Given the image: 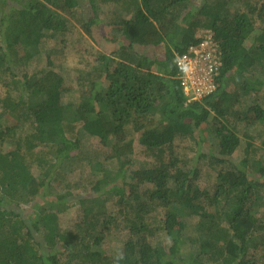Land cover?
I'll use <instances>...</instances> for the list:
<instances>
[{
  "label": "trees",
  "instance_id": "trees-1",
  "mask_svg": "<svg viewBox=\"0 0 264 264\" xmlns=\"http://www.w3.org/2000/svg\"><path fill=\"white\" fill-rule=\"evenodd\" d=\"M84 1L92 4L90 11L80 10ZM195 1L100 0L120 4L117 13L101 18L95 0H0V264H264V219L254 209V193L264 189V164L249 158L257 147L244 133L264 128V105L257 102L264 87V0H241L245 8L235 14L229 11L230 3L238 0H199V9ZM78 14L85 35L100 48L90 71L74 69L78 85L89 82L87 91L77 102L65 103L64 77L53 54L38 72L29 74L26 65L39 54L47 34L63 36L67 16ZM198 27L212 34L221 66L215 91L185 105L174 63L199 44L194 31ZM254 70L258 73L252 84L242 81ZM231 76L241 81L243 99L254 98L252 104L236 107L237 94L225 89ZM9 84L14 94L9 88L2 91ZM10 118L17 125L28 122L29 133L4 151L12 129L2 123ZM241 124L247 145L245 157L236 162L232 156ZM78 125L79 135L112 149L106 160L116 159L117 167L105 172L100 161L93 162L102 175L92 196L77 198L83 222L68 231L59 224L58 207L69 203L70 193L49 191L61 162L80 152V139L72 136ZM201 126L215 139H206ZM139 132L147 152L156 158L176 134L194 139L198 157L190 165H179L171 157L128 172L130 162L123 160L133 154V142L125 140ZM206 140L218 148L216 153L204 150ZM37 147L40 153H32ZM200 158L217 168L212 194L196 183ZM145 184L153 190L140 195L138 187ZM99 196L102 203H97ZM104 201H112L128 231L116 258L99 246L111 224L116 226L115 217L105 213ZM150 205L162 212L167 249L146 239L153 235L144 221ZM187 216L199 219L192 238L184 228ZM189 241L198 244V251L184 259L181 247Z\"/></svg>",
  "mask_w": 264,
  "mask_h": 264
},
{
  "label": "rangeland",
  "instance_id": "rangeland-1",
  "mask_svg": "<svg viewBox=\"0 0 264 264\" xmlns=\"http://www.w3.org/2000/svg\"><path fill=\"white\" fill-rule=\"evenodd\" d=\"M19 1V0H17ZM22 3L27 0H20ZM95 3L98 6L97 15L101 18H107L108 16L111 17V13L113 11L119 10L120 4L113 6L110 3H101L100 0H95ZM197 9H199L201 5V1H195ZM92 4L88 1L83 2V7L80 9L81 11H90V7ZM245 8V3L241 0L232 1L230 3V13L235 14L238 11H242ZM78 16L73 15L67 16V20L69 21L68 30L66 33L61 35H55L49 33L47 34V38L45 41L42 42L40 46V52L37 54L31 61L28 62L27 71L29 74L38 72L39 70L45 69L47 55H51V58L55 62L56 69L61 68L59 71L64 77V98L62 99L65 103H75L77 102V98L80 94H83L87 91L89 82L84 83L85 85L80 86L77 84V76L75 74L74 69H78L79 72L81 71H90L91 64L95 58V53H97L98 49L100 48L94 41L89 40L88 36L85 35L86 32L83 27L77 22ZM101 29V28H100ZM195 36L202 37L205 34H208L204 28L198 27L194 28ZM105 30L99 32L97 35V40L99 41L100 38L98 36H102ZM111 34V33H110ZM113 34V33H112ZM111 36L113 37V35ZM62 40V41H61ZM258 73V70H254L253 74H246L243 76L242 81H246L250 84L253 83L255 79V75ZM9 88L12 93L14 94V90L11 88V85H6L4 88L2 87V91L4 89ZM228 92H234L237 94V99L239 103L236 107L243 108L245 106H249V104L253 103V97H246L243 99L242 97V89H241V81L239 82L237 79H234L232 76L229 78L228 83L225 88ZM264 87L263 90L258 95L257 102L264 105ZM239 105V106H238ZM235 107V108H236ZM245 107V108H246ZM5 127L12 129V133L7 137L6 143H3V150H9L16 146L17 141L23 138V134L29 133V124L28 122L22 121L19 125L13 122V119L10 118L9 120L2 123ZM21 124V125H20ZM237 133L240 137V143L235 153L233 154L232 158L234 161L239 162L244 157V149L246 148V139L243 137V127L242 124L237 127ZM80 129V125L74 128L73 131V138L79 137L80 141V152L71 158L61 162L60 168L58 169L59 177L56 182L51 183L50 193L54 195H67V192L70 193V197H68V202L66 205L58 207V220L59 224L62 229L68 231H74L76 227L81 224L83 221V209L81 208L80 204L78 203L77 198H87L91 194H93V189L96 183V179L102 175L100 167L95 166L94 163L96 161H100L103 165V171L113 170L117 167L116 159L106 160L108 155H111L112 149L108 147H102L99 143L98 139H95L91 136H88L84 133L78 134ZM201 134L206 136V139L214 140L215 138L213 135L208 131V128L205 126H201ZM244 133L250 137V142L254 146L257 147L255 154H252L249 158L252 161H261L264 164V128L262 126H256L250 129H246ZM173 142L170 146L163 148V152H160V158H156L155 155H150L147 150L146 146L142 143L141 139L142 132L139 133H131V135L125 140V142H133V154L128 156L123 161H129L130 165L128 168V172L136 171L137 169L141 168H149L154 164H159L160 160L167 162L171 157H174L178 160L179 165L182 163L192 164L195 161L197 156V149L198 146L195 144L194 139L191 136H181L179 134L175 135ZM210 141L206 140L203 144L204 150L206 148H211L214 153L218 151V148L210 143ZM253 146V147H254ZM255 148V147H254ZM44 149V148H43ZM42 148H35L32 150V153L37 154L40 153ZM45 150V149H44ZM76 152H74L75 154ZM198 157V156H197ZM94 162V163H93ZM200 167V174L199 178L196 181L198 187L202 191H208L209 194H212L213 187L215 183V177L217 168L214 166L211 167L209 164L208 159H201L199 162ZM32 170L34 174L41 178L40 171L38 166L35 163H32ZM124 177V176H122ZM264 178V177H262ZM122 178L118 180V184L121 185ZM145 190H153L151 186L141 185L138 187V193L142 195V192ZM258 192H255V211L260 218L264 219V189H257ZM98 192L97 194H99ZM92 196V195H91ZM103 197L99 196V202H103ZM117 202H120L119 200ZM145 203H150L149 199H145ZM42 204V203H41ZM105 206V213L115 217L116 226L111 224V227L107 233L104 234V241L101 243L100 249L102 253L107 254L112 258L119 257L123 250V245L128 239V231L123 229L124 222L122 221L123 217L120 214H117V208L112 204V201H104ZM134 204L136 202L134 201ZM202 206L201 204H199ZM151 208L147 210V214L144 215V221L148 222V227L153 230V235L150 237L146 236V239L153 245V246H164L165 249L168 248L170 242L167 240L165 236V230L163 227V215L160 209ZM24 209L28 210L29 207L25 206ZM184 228L185 232L188 233V237H193V227H195L199 221L197 216H187L184 217ZM264 221V220H263ZM258 232L255 233V236H258ZM188 243L184 244L181 247V254L184 259H188L190 255H195L197 253V246L198 244Z\"/></svg>",
  "mask_w": 264,
  "mask_h": 264
},
{
  "label": "built area",
  "instance_id": "built-area-1",
  "mask_svg": "<svg viewBox=\"0 0 264 264\" xmlns=\"http://www.w3.org/2000/svg\"><path fill=\"white\" fill-rule=\"evenodd\" d=\"M199 44L192 45L175 59V80H177L185 105L200 102L216 89L215 77L221 62L217 43L210 32L199 37Z\"/></svg>",
  "mask_w": 264,
  "mask_h": 264
}]
</instances>
